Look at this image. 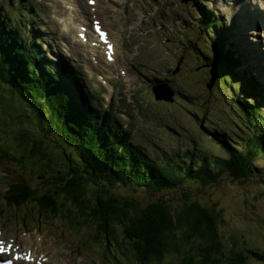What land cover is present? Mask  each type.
Segmentation results:
<instances>
[{
    "label": "trees",
    "instance_id": "16d2710c",
    "mask_svg": "<svg viewBox=\"0 0 264 264\" xmlns=\"http://www.w3.org/2000/svg\"><path fill=\"white\" fill-rule=\"evenodd\" d=\"M19 12L18 15L5 13L0 1V16L4 13L0 17V89L20 109L28 111L32 128L20 127L15 143L11 142L16 149L0 147V157L22 167L26 164L35 167L41 190L38 197H33L28 189L15 183L9 192L15 194L11 199L5 198L6 204L17 208L31 206L32 215L60 221L67 233L79 236L88 248L102 246L103 250L114 251V258L122 257V253L125 257H134L131 261L140 264L264 262V256L251 248L236 244L227 248L222 244L217 229L219 212L202 204L194 191L206 192L224 178V173L234 182H264V178L260 179L263 172L253 167L255 163L243 152L252 151L255 155L263 150L264 111L239 97L234 100L242 109V124L249 130L235 144L242 141L243 147L250 146L260 139L261 147L255 145L246 150L226 147L228 158L212 157L202 151L198 157L193 154L184 157L177 154L165 160L158 155L152 157L149 150L128 141L131 132L122 130L108 113L100 116L90 109L75 80L63 81L70 74L66 66L58 67L54 74H46L43 68L36 67L26 56L25 45L18 41V32L8 24L13 22L16 26L21 22L24 11ZM227 53L233 62L232 54ZM240 65V61L234 62L231 70ZM250 81L256 85L255 80ZM17 120L23 125L21 115ZM201 121L209 123L210 118ZM212 124L206 130L220 127L217 124L213 128ZM50 132L59 140L52 145L59 152L47 141ZM67 146L71 148L69 154L65 151ZM48 150L57 153L56 158L68 168L73 181L61 184L52 178L54 169L61 181L68 176L60 163L53 162ZM184 183L189 185L181 187ZM126 186L145 191L147 200L140 204L116 193L121 188L127 191ZM179 188L184 191L179 193Z\"/></svg>",
    "mask_w": 264,
    "mask_h": 264
},
{
    "label": "rangeland",
    "instance_id": "374dc122",
    "mask_svg": "<svg viewBox=\"0 0 264 264\" xmlns=\"http://www.w3.org/2000/svg\"><path fill=\"white\" fill-rule=\"evenodd\" d=\"M125 1H133V3H127L125 6ZM252 1L253 3H256L259 0ZM66 2L75 3L77 5L83 4L82 0H15L10 3V8H7L6 11L8 14L17 12L15 10L17 4L22 8L29 7L30 4H36L35 6L40 10L38 12V21L33 19V16L26 14L21 17L23 20V24L20 27L21 31L27 33L32 24L40 22L41 27L39 30L35 27V30L48 36V41L46 42L45 40L44 43L46 45L51 43L56 54L65 60L73 62L78 70H81L82 72L81 64L86 58H78L76 49L72 46L70 40L64 38L61 33L59 17L65 16L66 11H68L65 4ZM107 5V3H104L102 11L107 13V24L110 28L117 27L115 12H117V18L120 23H129L131 19L135 21V23H133V26L135 27L129 29L127 33V37L131 38V42L128 40L129 45L125 47L122 46V48L119 46L120 51L126 49L129 52V55L124 52L118 54V60L122 63H124L128 57H132V62H128V67L131 69V72L128 70V76L125 77L124 75L121 76L115 67H111V76L110 79H107L105 76L108 75L109 72L102 69V73L100 72V74L104 75L98 80L100 86L96 82L87 79L85 87L93 93H95V90L100 91L101 95L98 97L103 98L98 100L100 105H103L105 101L107 102V100L112 98V103H116V105H119L120 108L129 114V122L126 115L123 117L121 116L122 119L127 121L124 127H133L135 125L136 128L143 129L136 130L137 133L134 137L138 136V141H141L142 138H150L152 142L148 143V145L150 149H153V147H155V144L153 143V141H155L154 135L157 134L164 144L170 145L169 150L172 152H179L181 154L186 152L190 155L193 154L195 157L200 156L201 150L203 153L212 157L228 158V153L225 150L226 147L233 148L238 146L239 150H246L247 147H251L249 149H253L256 146L261 147L262 142L260 139L255 142L256 146L251 144L250 146L245 145L243 147L244 142L242 141L239 142V145L235 144V140L240 141V137H246L249 130L246 129V131H244L245 126L242 124V119H240V115L233 106H221L222 101L227 103L229 98L234 99L233 93L230 89L233 85H236V93L239 95L244 93L246 98L242 95L240 97L247 100V103L250 104V101L252 100V92L249 90L248 86L244 84L245 80L243 77H236L234 78L235 82L232 84H219L215 89L213 87V90L207 91L205 85L208 84L210 79V68H202V65H204V61L202 60H197L196 63L198 64H196V66H191L190 63L183 64L182 61L179 71L173 75L174 77L170 74V70L175 69L176 62L182 55V51L180 52L178 50L176 52L179 54L173 56L178 39L182 46L186 47L188 44L196 45L203 58L209 56L204 58L205 60H212L211 56L213 55H211L210 50L207 49V44L195 41L190 37L189 32L182 27L181 24H185L186 27L191 26L189 22L184 19H187L186 15H182L183 18H180L182 23H180L179 16L181 15L177 11L181 10L185 13L191 12V2L188 4H181L179 0H121L120 3H113L112 10H106L105 7ZM125 10L127 11L126 14ZM3 14L4 13H2L0 17H3ZM193 15L197 17L199 16L195 11H193ZM223 15L227 17L228 22L233 19L232 15L227 11H225ZM8 24L12 25V22H9ZM242 25L243 23H240L238 26L241 27ZM170 30H173V32H170ZM240 30L243 32L242 35L231 33L227 29L229 32L230 44L227 45V47L225 45L224 48L233 46V48L240 51L242 57L246 61L239 59L242 63L239 71L245 69L246 74L252 73L260 83L256 84L253 90L262 96L263 99L259 101V104L260 106H263L264 38L262 35L264 34V29L259 27L247 31V34L246 30L244 33V28H241ZM117 31L120 43L122 41L125 42L126 32H123L120 29ZM210 33L215 34V30L211 28L209 30L205 29L201 31V34L209 35ZM242 38L245 39V42ZM246 42L251 43L252 46L258 44V46L255 45L256 47H251L252 49H255V51L248 48ZM211 44H213L212 41ZM45 47V45H42V51ZM79 49L83 52L85 51L83 48ZM39 50H41V47ZM247 53H251V56L256 55L253 59V63H251L250 59L247 57ZM186 56L189 58H196L195 53L191 50L184 51L183 57ZM84 57L87 56L85 55ZM257 57H259V59L256 62ZM83 71L85 72V70ZM185 73H192L195 80L192 78H183L185 77L183 76ZM153 75L159 76V79L164 75L166 80H170V78L173 77L171 85L177 90L176 94L179 95L181 100L187 102L189 106L193 108H189V110L181 108V100L179 101L177 98L175 99V102H178V104L166 103L163 101L156 102L153 99L154 97L151 94L150 89L147 88L149 82L154 80L152 78ZM189 79H191V81ZM104 82L110 84L112 87L111 92L109 89L107 90V86L104 85ZM87 84H89V86ZM249 86L251 87V85ZM222 87L228 92L227 95L224 94L221 89ZM138 92L140 94H138ZM121 95L125 97L126 101L121 98ZM131 97L133 98L131 99ZM211 97L214 98L212 99V102H210ZM136 103H140V105ZM131 105H135V108L137 109L132 110ZM101 107L103 109L105 108L103 106ZM119 110L123 112V110ZM9 111L14 117L18 115L17 118H20L21 115L23 125L18 123L17 118L8 115ZM226 112L230 115L227 116ZM205 117L210 118L209 123L201 121ZM218 119L221 122H219ZM124 120L122 122H124ZM30 122L31 119L28 111L20 109L10 96L0 89V147H7L9 150L16 149L15 145L11 144V142L15 143L14 137L18 135L20 127L27 130L32 128ZM213 122L222 128H217L213 131L209 130L208 133L206 130L202 129L204 126L206 128ZM171 123L178 124L171 126ZM171 132L182 138L180 139V142L178 141V138L171 134ZM52 135L53 132H50L47 141L50 140V147L57 151L52 145L58 144L59 140L53 138L54 135ZM53 140L56 141L55 144ZM178 143L181 144V147L188 148L179 150L177 146ZM145 145H147L146 142ZM65 151L69 154L71 148L68 147ZM243 152L249 154V157L255 163V166L253 167H258L260 168L258 170L263 172L262 177L259 174L261 177L260 179L264 178V148L255 155H252V151ZM48 153L53 158L54 163L61 164V161L56 158L57 153H54L51 150H48ZM168 153V151H163V154ZM171 155L172 154H169V156ZM46 165L48 166V164ZM61 165L68 177L63 178L61 181L59 177L60 175H58L54 169L52 171V178L61 184H65L68 180L73 181L74 178L69 174L68 168L66 169L65 165ZM43 166L45 167V165ZM35 170V167H32L29 164L22 167V165H19L18 163H11L0 157V230L5 234L6 238L12 237L11 235L18 237V233L14 231V228L16 230L23 229L22 231L26 236L24 240L28 245L30 244L32 249H39L40 251V245L48 249V253L43 258H46L47 263L51 264H140L131 261L132 259H135L134 257H125L121 252L122 257L117 256L114 258L116 253L114 251L109 252L103 250L102 246L90 245L88 248L83 242H81L79 236L67 233L60 221L46 220L44 216L37 217L36 215H32L31 210L34 208L31 206H27V208H17L16 205L14 207L8 206L6 204L7 201H5L6 199L4 198L7 197L11 199L12 194H15L12 191V193H9L11 188H15V183L28 189L30 192L26 193L29 195L38 197L41 185H38L40 179H38V174L34 172ZM183 185L189 184L184 183L181 187ZM193 186L194 187L190 186L188 189H191L192 187L194 190L196 186ZM126 188L127 191H124V189L121 188L118 189L116 193L121 194L123 197L126 196L130 198L132 202L137 201L140 204H143L147 200L148 195L145 191H135L134 188H129L127 186ZM177 190L181 193L184 191V188H179ZM194 191L197 196H199L198 200L201 201L202 204L213 207L219 212L217 229L220 235V240L225 247L230 248V246L236 244L240 248H251V250L260 252V254L264 256V182L261 184H259V182H234L231 176L224 173V178L220 182L218 181L216 186L208 189L206 192L205 190L201 191V193L197 190ZM87 192L88 194L91 193L90 190ZM160 194L162 195L163 193ZM160 198L168 199L167 197L161 196ZM177 198L180 200L184 199L181 196H177ZM186 199L188 200V196ZM13 201L14 200H12V203ZM172 204L174 205L175 203ZM42 238L43 241L41 243ZM119 242L121 243L120 240ZM16 244L21 249L31 250V248L25 244H20V242H16ZM113 248H115V246H113ZM127 253H129V250H127ZM118 258H122L123 260L115 261ZM155 263L157 264L159 262ZM250 264H264V262L253 260Z\"/></svg>",
    "mask_w": 264,
    "mask_h": 264
},
{
    "label": "bare ground",
    "instance_id": "6f19581e",
    "mask_svg": "<svg viewBox=\"0 0 264 264\" xmlns=\"http://www.w3.org/2000/svg\"><path fill=\"white\" fill-rule=\"evenodd\" d=\"M104 1L105 0H95V4L92 8V11H93L92 16H94L95 19L97 18V20L100 21L102 35L107 36L108 39H106V37H105V39L107 40L105 44L95 43L91 46V42L92 41L96 42V41L91 36L90 29L87 31V33H86L87 41L85 42V47L87 48L89 55L91 57H94L96 55L97 57L100 56V59H98L96 57V60H97L96 65H94V63H89V62H86V63L90 68L91 67H101L102 69H105V70L107 69L108 71H111L112 70L111 67L114 66L116 69H119V71H120V70H123L124 68L122 67V64L119 63V60H118V54L120 52L119 51V44L116 40V35L114 33V30L111 29L107 25V13L102 12V10L100 9L102 2H104ZM114 1L115 0H106V2H108L107 6L109 7L108 8L106 6V10H112L113 9L112 5H110V4H113ZM117 1H118V3L121 2V0H117ZM238 1H239L238 4L237 3L234 4L229 9V11H232L233 15H235V18L238 17L236 12L238 11V9L240 7H242L243 11L246 9L249 10V7L247 5L246 0H238ZM263 2L264 1H262L260 3H262V5H264ZM262 5H261V7H262ZM251 10L256 12V14L252 12L253 13L252 17L255 19L257 16L259 19L260 27L264 29V21H262L264 15L262 13L257 12L255 9H251ZM115 15H116V23L120 24L119 19L117 18V12H115ZM81 17H85V18L91 17L90 13H89V7L87 5L85 7H82V8H79V6H78V9L74 12V17L71 14H69V16L62 21L63 32H64L63 34L65 35V37H67V35H69V34L72 35V38L70 39L71 44L73 46H76V47H79L83 44V42L80 41L76 35H73V31L75 29H77L76 34L79 32V27L82 24L78 23L77 20L80 19ZM244 22L245 21H243V23ZM245 26L248 29L252 28V23L246 22ZM120 28L124 29L125 26L121 25ZM116 33H118V32H116ZM244 36H245V34H244ZM262 37H264V35H262ZM112 43H114V44H112ZM246 43H247L248 48L255 51V49H252L253 47H256L255 45L252 46L251 43H249V42H246ZM249 56L251 59H254V57H256V55L251 56V53H249ZM111 59H112V61H110ZM258 59H259V57L256 58V62L258 61ZM107 77H110V76L107 75ZM106 86L108 88H111V86L108 83H106ZM137 104L140 105V103H137ZM134 109H137V108H135V105H134ZM10 151H12V150H10ZM22 230L23 229L16 230L14 228V231L16 233H18V237H15L14 235H11V233H10V235L12 237H7V238L5 237V234L0 230V249L2 250L0 252V259H3V257L12 254V256L16 257L17 261L24 262L23 261L24 257L29 256V262H28L29 264L35 263L36 260H41V262L39 264H51V263H47L46 260L45 261L43 260V257H45L46 254L48 253V251H47L48 249L46 247H42L41 245L39 246L40 251H39V249H36V250L32 249L30 247V244L28 245L25 242L24 238H26V236L24 235V232ZM42 241H43V238L41 239V243H42ZM16 242H20V244L21 243L25 244L26 246L30 247L31 250L19 248V246H17ZM8 244H11L10 249L7 247ZM172 262H174V260Z\"/></svg>",
    "mask_w": 264,
    "mask_h": 264
},
{
    "label": "water",
    "instance_id": "95a60500",
    "mask_svg": "<svg viewBox=\"0 0 264 264\" xmlns=\"http://www.w3.org/2000/svg\"><path fill=\"white\" fill-rule=\"evenodd\" d=\"M209 88L211 87V85L208 86ZM161 90H155V98L156 99H164L166 101H171V98L173 96V92L166 87L165 85L160 86Z\"/></svg>",
    "mask_w": 264,
    "mask_h": 264
}]
</instances>
